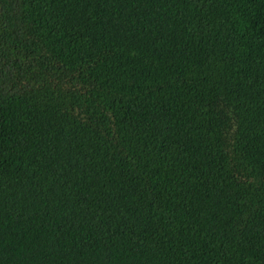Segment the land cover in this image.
Wrapping results in <instances>:
<instances>
[{
	"label": "trees",
	"instance_id": "16d2710c",
	"mask_svg": "<svg viewBox=\"0 0 264 264\" xmlns=\"http://www.w3.org/2000/svg\"><path fill=\"white\" fill-rule=\"evenodd\" d=\"M0 264H264V0H0Z\"/></svg>",
	"mask_w": 264,
	"mask_h": 264
}]
</instances>
